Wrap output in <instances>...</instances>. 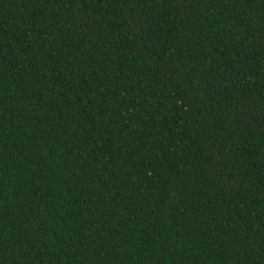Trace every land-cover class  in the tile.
<instances>
[{
  "label": "trees",
  "instance_id": "obj_1",
  "mask_svg": "<svg viewBox=\"0 0 264 264\" xmlns=\"http://www.w3.org/2000/svg\"><path fill=\"white\" fill-rule=\"evenodd\" d=\"M0 264H264V0H0Z\"/></svg>",
  "mask_w": 264,
  "mask_h": 264
}]
</instances>
